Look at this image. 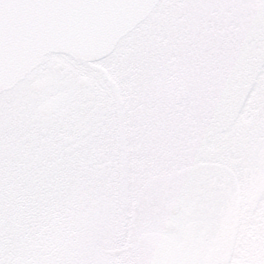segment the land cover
<instances>
[{
    "label": "snow or ice",
    "instance_id": "obj_1",
    "mask_svg": "<svg viewBox=\"0 0 264 264\" xmlns=\"http://www.w3.org/2000/svg\"><path fill=\"white\" fill-rule=\"evenodd\" d=\"M0 264H264V0H0Z\"/></svg>",
    "mask_w": 264,
    "mask_h": 264
}]
</instances>
